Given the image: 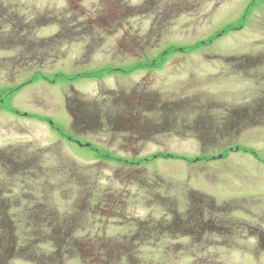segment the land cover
<instances>
[{
	"label": "rangeland",
	"instance_id": "374dc122",
	"mask_svg": "<svg viewBox=\"0 0 264 264\" xmlns=\"http://www.w3.org/2000/svg\"><path fill=\"white\" fill-rule=\"evenodd\" d=\"M256 2L0 0V151L8 160L0 264H264V244L236 249L222 231L202 238L192 231L197 208H219L226 198L249 207L238 199L254 193L240 189L245 176L261 179L264 231V129L230 142L255 150L253 157L240 151L191 163L221 153L222 138L212 146L225 115L264 95L263 71L234 80L213 60L263 41L264 0ZM251 8L245 31L213 44L238 42L237 49H147L215 38ZM34 50L50 64L38 73ZM164 50L173 56L160 68ZM194 96L229 106L219 117L195 118ZM159 101H174L181 114L162 113ZM256 158L262 164L254 169Z\"/></svg>",
	"mask_w": 264,
	"mask_h": 264
},
{
	"label": "flooded vegetation",
	"instance_id": "af4514ba",
	"mask_svg": "<svg viewBox=\"0 0 264 264\" xmlns=\"http://www.w3.org/2000/svg\"><path fill=\"white\" fill-rule=\"evenodd\" d=\"M256 2V0H254ZM258 5L262 4L260 2H256ZM257 5V6H258ZM197 7V6H196ZM257 7L254 9L256 10ZM252 8L248 10V13L246 12L247 10L243 11L240 19L238 20V24L232 25L230 24L227 26V30L222 32L221 34L215 36L213 38L212 35H209L208 40H201L198 41L196 40L194 44H188V45H174V44H168L164 46H154V45H149L147 49H175V55L177 54H182V55H192L195 53H198L200 49H237L234 45L232 46H214L213 44L218 40V38L223 37L226 32L227 33H239V31L243 32L247 29V22L251 19L252 17ZM176 13V12H175ZM179 15V14H176ZM172 16V14L170 15ZM169 16V17H170ZM180 16V15H179ZM178 16V17H179ZM177 17L173 18L176 19ZM170 19L169 20H173ZM168 21V19L163 20ZM263 22V21H262ZM161 27H165V24ZM263 27V26H261ZM226 28V27H224ZM182 29H184L182 27ZM255 43H258V45H250L246 49V51L240 50L237 52L230 53L228 55H222L217 57H213V60L215 62L221 64H215L217 66L219 65H226L231 68L230 71L227 72V76L225 78H231V79H236V77H240L242 80L246 78V73L248 71L253 72L255 71V75L263 71L261 74L262 81H264V39L258 40L255 39ZM187 49V50H183ZM172 51V50H170ZM31 55V54H30ZM167 51L164 50L162 52V55H159V60H158V65L160 68L164 67L163 61H167L172 58V56H166ZM47 57H42L41 54H39L38 50H34L33 54L30 57V60L34 62L31 66L32 68L35 66L36 68V73H38L39 70H42L44 66H49L50 64L47 63ZM228 60V61H226ZM26 63V62H25ZM25 63H20V65H24ZM152 64V61L148 64L147 68L145 69V73H148L152 68L150 65ZM16 65V64H14ZM40 66V69L38 67ZM214 65H211V67ZM18 67V66H17ZM158 70V68L153 69ZM148 71V72H147ZM152 71V70H151ZM37 75V74H36ZM221 75V73H220ZM35 77V74L32 75ZM222 76V75H221ZM251 79H255L258 81V79L254 78V76H250ZM227 97V96H226ZM229 100L231 101H237L238 98L236 97H231L228 96ZM217 99V98H216ZM236 99V100H235ZM247 99V98H246ZM244 100L240 102L239 109L233 112H228L225 117L223 118L224 120L222 121L223 123V129L217 130V133L214 135L215 143L212 146L211 143L207 140H204V142L208 143H199L200 146L205 148V151H207L208 148L211 146L216 148L218 144H221L220 139L222 138L224 140L223 146L225 148L222 150L221 153H217V155L209 156V159H206V156L201 153L199 156L197 155L191 160V163L194 165H199L200 163H213V162H219L221 161V158H224L226 160V157L229 155V153H240L242 151L244 154H247L251 157L252 155H256V151L253 149H246L244 147H239V145H234V147L231 146L230 142L235 141V140H240L238 139L241 137V135L245 132L253 131V130H261L264 129V95L261 97H256L253 100L247 101ZM203 100V99H202ZM199 97H192L191 101H195V105L191 106V111L192 115H195V118H202L205 117L207 114H211L213 116L219 117L221 113L224 111H221V109H224L228 107L229 103H223L221 107L216 106L219 102L215 100L212 101H206L203 102ZM198 101L200 102V106H195L198 104ZM145 103H149L148 106L149 108L152 107L153 101L147 100ZM160 107L162 105L163 111L162 113L167 114V115H172L177 113V104L174 101H159L158 102ZM154 107L156 108V105L154 103ZM188 107V106H187ZM201 107V108H200ZM179 112V111H178ZM181 114V112H179ZM17 114V112L15 113ZM18 116H22L20 114H17ZM191 116V117H193ZM32 119H34L31 116ZM169 119V118H166ZM45 122V121H44ZM47 124L50 126L52 125L51 122L47 121ZM203 132L206 133L210 127L209 125H202ZM222 130V131H220ZM241 132V134L239 133ZM239 134V136H236ZM223 136V137H222ZM222 148L219 147L217 148L218 150ZM217 151V150H216ZM226 152V155H224ZM6 152L0 151V175L6 176L7 174V164L8 160L7 155L5 154ZM253 164V168H259L256 167L258 165L262 164V161L255 159V161H250ZM10 165H13L14 171L17 170L18 166L16 164L10 163ZM13 171H9L11 173ZM239 180L237 181L240 189H246V188H252L251 191H254L253 195L246 194L245 196H241L238 199H241L242 201H245L248 199L250 201L249 207L247 208H241L240 206L234 205V207L231 206V201L233 200H228L226 198V201L220 203V205H217L219 208H210V209H205V211H202V208H197L199 210L195 211L196 216L193 217L192 221V231L195 230V236L196 232L197 233H202V236L199 237H204L205 235H215L216 231H222V235H224V241L226 238V241L229 242V246L237 247L239 246H244L241 243H244L246 247V244L248 241L253 242L254 246H258L261 244H264V231L262 229V207H261V199L258 198V190H261V179H258L256 176H245V177H239ZM248 180V181H247ZM1 183V182H0ZM258 187V188H257ZM3 187L0 185V212L1 211H7L8 206L6 205L5 201H3L2 198V192ZM194 215V213H193ZM219 220V222H217ZM225 233V234H224ZM214 237V236H213ZM197 238V236H196ZM255 257V255L253 256ZM254 259V258H253Z\"/></svg>",
	"mask_w": 264,
	"mask_h": 264
}]
</instances>
